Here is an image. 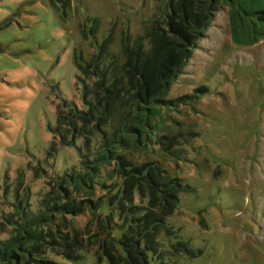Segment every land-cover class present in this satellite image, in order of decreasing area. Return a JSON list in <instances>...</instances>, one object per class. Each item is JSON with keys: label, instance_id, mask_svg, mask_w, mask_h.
I'll return each instance as SVG.
<instances>
[{"label": "rangeland", "instance_id": "rangeland-1", "mask_svg": "<svg viewBox=\"0 0 264 264\" xmlns=\"http://www.w3.org/2000/svg\"><path fill=\"white\" fill-rule=\"evenodd\" d=\"M166 1L73 0L64 17L48 0H0V223L18 201L36 211L46 181L78 163L53 128L60 97L80 100L79 55L87 61L96 51L80 24L88 30L98 18L96 40L111 32L112 50L122 54L126 34L130 43L144 34ZM166 98L175 103L156 119L175 139L133 155L157 161L181 184L161 251L171 264H264V36L252 45L233 42L228 7L219 6ZM94 219L85 210L74 222L83 229ZM177 241L196 253L173 252ZM96 253L48 257L95 264Z\"/></svg>", "mask_w": 264, "mask_h": 264}, {"label": "trees", "instance_id": "trees-1", "mask_svg": "<svg viewBox=\"0 0 264 264\" xmlns=\"http://www.w3.org/2000/svg\"><path fill=\"white\" fill-rule=\"evenodd\" d=\"M48 1L64 17L73 3ZM221 5L228 7L233 42L252 45L264 36V0H167L144 34L132 43L126 34L122 54L112 50L111 32L96 40L98 18L88 30L80 24L96 51L87 61L79 55L80 100L60 97L53 128L59 144L75 148L78 163L45 180L49 188L36 211L18 201L3 214L0 230L8 237L0 239V264H57L48 253L78 261L94 247L95 264L173 262L159 237L181 184L157 161L133 155H148L155 140L164 148L175 139L156 118L175 103L166 98L170 86ZM85 210L95 219L82 229L74 219ZM171 246L178 254L196 253L186 242Z\"/></svg>", "mask_w": 264, "mask_h": 264}]
</instances>
